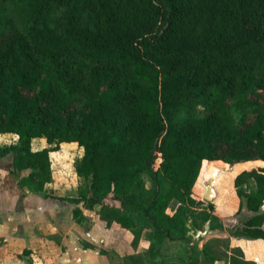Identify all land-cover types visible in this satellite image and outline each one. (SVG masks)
Listing matches in <instances>:
<instances>
[{"label": "trees", "instance_id": "1", "mask_svg": "<svg viewBox=\"0 0 264 264\" xmlns=\"http://www.w3.org/2000/svg\"><path fill=\"white\" fill-rule=\"evenodd\" d=\"M6 133L18 140L0 157L12 155L18 186L34 192L53 180L51 152L83 147L74 166L87 188L60 199L77 205L78 223L99 206L134 246L151 229L153 260L165 240L187 243L188 263L152 264H202L195 235L222 225L195 194L215 162L228 166L207 179L234 188L235 214L255 212L236 234L264 238V0H0ZM35 138L49 146L35 150Z\"/></svg>", "mask_w": 264, "mask_h": 264}, {"label": "rangeland", "instance_id": "2", "mask_svg": "<svg viewBox=\"0 0 264 264\" xmlns=\"http://www.w3.org/2000/svg\"><path fill=\"white\" fill-rule=\"evenodd\" d=\"M18 140V135L8 133L0 136V144H11ZM43 146H49L43 138ZM34 149H41L38 139L33 140ZM84 149L77 142L62 143L59 150L50 153L52 160L53 180L48 183L42 192H34L18 186L17 178L11 172L12 155L0 159V209L6 215L32 216L43 229L41 257L47 264H130L124 260V246H127L130 230H124L117 223L107 232L102 230L103 219L99 214V206L94 209L84 208L85 220L77 223L73 217V209L77 206L60 199L61 196H77L81 190L86 189V182L81 179L75 170V160L82 157ZM161 158L157 159L156 167L160 165ZM27 173L26 171L22 172ZM147 182L148 175L145 174ZM198 199V198H197ZM201 200V199H200ZM208 205V199L201 200ZM106 202L119 205V202L108 197ZM176 202L168 208L174 212ZM8 216L6 219L8 220ZM103 228H107L103 223ZM207 224H211L207 222ZM206 229V228H205ZM204 229V230H205ZM92 232L93 236L84 235L83 232ZM203 232L199 231L198 233ZM197 233V234H198ZM90 234V235H92ZM196 234V235H197ZM195 235V236H196ZM5 237L0 238V246H4ZM144 250L135 255H144L143 262L149 264V258ZM26 247L19 246L12 250L13 258L21 257L25 264L37 261V252L23 253ZM40 251V250H39ZM165 252L162 253V256ZM126 257V256H125ZM160 258V256H159ZM162 259V258H160ZM139 262V261H138ZM43 263V264H44ZM132 263V262H131ZM133 264V263H132ZM141 264V263H140Z\"/></svg>", "mask_w": 264, "mask_h": 264}, {"label": "crops", "instance_id": "3", "mask_svg": "<svg viewBox=\"0 0 264 264\" xmlns=\"http://www.w3.org/2000/svg\"><path fill=\"white\" fill-rule=\"evenodd\" d=\"M36 139L39 140L41 148L45 147L42 145L43 138ZM1 158L2 157H0V159ZM249 164L251 163H239L235 170L223 174L224 179H226L227 176L232 178L234 174L238 173ZM225 166H228V164L222 162L210 164L204 172V184L200 186L197 194H195V197L198 199H208L210 202H214L216 208L215 214L219 217V222L222 225L221 227L211 228L210 225L207 224L205 226L206 229L195 236V239H197L198 242V247L203 253L201 256V263L205 264V261L208 260L204 255L205 250H207L210 255L216 257L212 264H264V238H251L236 234L238 229H242L244 221L254 215L255 212L244 207L239 213L235 214V211L239 207V199L234 188L230 187L228 191H225L223 187L226 184L221 183L220 181L213 183L212 180L207 179V177L218 171L217 167ZM252 184L253 181L250 182V185ZM263 210L264 206L262 207V211ZM7 216L9 217L8 220L6 219ZM36 222L37 221L32 216L6 215L5 213H2L0 209V238L5 237L6 240H8L5 242L4 246H0V264H25L20 256L13 258L11 255L12 250H16V247L19 248V246L26 247L25 249H30L31 253L37 252L38 255L35 257L37 260L35 264L44 263V260L41 257V255H43L42 249H39L42 247L40 245L38 248L36 245H39L44 241L43 233L45 231L43 232L42 227ZM102 222L105 223L107 228H103ZM102 222V230L99 231L101 233L107 232V230L112 229V227L117 224L115 222L111 226H108L106 221L103 220ZM120 228L124 230V234L128 232V229L123 228L122 226ZM92 232L93 231L89 233L83 232V234H88L90 237L93 236ZM130 237L131 240H129L127 246H124V257L135 255L138 254V252L143 251L145 244H148L145 249V254H147L153 241V231L151 229H146L137 246L133 245L134 235L132 232L130 233ZM163 252H165V255L162 256ZM187 252L188 245L186 242L167 239L164 241L160 252L156 255L154 260L150 255H147V257L149 258V264H152L153 261L158 262L161 260H179L180 262L188 263ZM159 256L162 259H160Z\"/></svg>", "mask_w": 264, "mask_h": 264}]
</instances>
